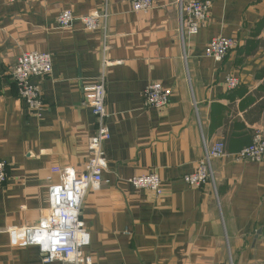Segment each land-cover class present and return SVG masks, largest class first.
I'll return each mask as SVG.
<instances>
[{
  "label": "crops",
  "instance_id": "crops-1",
  "mask_svg": "<svg viewBox=\"0 0 264 264\" xmlns=\"http://www.w3.org/2000/svg\"><path fill=\"white\" fill-rule=\"evenodd\" d=\"M178 1L154 0L137 13L130 0H0V162L9 174L0 186V264H63L44 263L37 246L12 232L46 215L65 169L86 172L98 122L82 83L103 73L107 168L81 210L94 264H264V162L234 158L264 132V0H210V20L193 37L181 34ZM64 11H107L108 30L87 32L79 19L61 30ZM218 37L237 44L221 62L205 56ZM27 52L53 57L52 75L33 80L40 115L12 78ZM232 75L240 84L228 90ZM155 82L173 91L166 109L145 106ZM204 141L223 142L227 152L212 163L215 188L184 181L204 158ZM152 173L163 182L160 198L129 183Z\"/></svg>",
  "mask_w": 264,
  "mask_h": 264
},
{
  "label": "built area",
  "instance_id": "built-area-1",
  "mask_svg": "<svg viewBox=\"0 0 264 264\" xmlns=\"http://www.w3.org/2000/svg\"><path fill=\"white\" fill-rule=\"evenodd\" d=\"M28 0H7L8 3L26 2ZM134 12H148L154 6V0H130ZM181 14V34L183 37H193L199 34L200 29L209 22L212 2L210 0H179ZM110 13L94 12L89 16L77 18L73 12L64 11L57 19L61 30H70L79 19L85 31L104 32L108 30ZM237 46L232 38L218 37L206 47L205 56L217 62L223 61ZM105 67L109 65L104 61ZM53 57L43 52H27L23 54L12 70V78L18 89L20 99L27 105L30 112L40 115L45 105L42 100V91L38 84L33 83L35 78L50 77L53 73ZM240 84L236 76L226 79L228 90H235ZM83 94L85 102L93 111L98 122V131L95 143L92 146V158L86 167V172L77 175L74 170H64V180L53 185L48 194L49 209L39 222L32 227L15 229L12 235L22 233L25 246H37L44 254V263L61 262L63 264H94L92 254L86 250L91 245V235L84 221L81 219V210L87 193L98 190L103 180L107 162L103 157V146L111 139L107 125L109 117L106 108L107 90L105 74L98 82L84 84ZM173 91L167 89L160 82L151 84L145 92V106L148 109L163 110L169 107ZM204 158L198 163L194 172L184 177L190 187L202 188L212 185L215 188L212 163L214 160L227 156L225 144L217 142L209 145L204 141ZM238 161L262 163L264 162V132H255L253 142L249 147L236 154ZM9 180L7 165L0 162V186ZM137 190L153 192L157 197L162 196L163 182L159 175L148 174L138 176L129 181Z\"/></svg>",
  "mask_w": 264,
  "mask_h": 264
}]
</instances>
